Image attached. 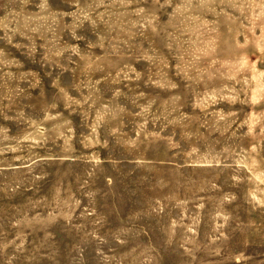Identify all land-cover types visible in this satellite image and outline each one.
<instances>
[{"label":"rangeland","instance_id":"374dc122","mask_svg":"<svg viewBox=\"0 0 264 264\" xmlns=\"http://www.w3.org/2000/svg\"><path fill=\"white\" fill-rule=\"evenodd\" d=\"M0 264H264V0H0Z\"/></svg>","mask_w":264,"mask_h":264}]
</instances>
